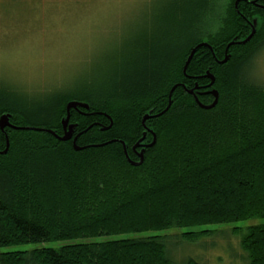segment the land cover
Segmentation results:
<instances>
[{"label": "trees", "instance_id": "trees-1", "mask_svg": "<svg viewBox=\"0 0 264 264\" xmlns=\"http://www.w3.org/2000/svg\"><path fill=\"white\" fill-rule=\"evenodd\" d=\"M214 10L213 0H176L163 36L91 86L35 100L0 85V116L42 130L7 135L0 248L61 243L0 254V264H171L173 240L163 233L206 226H230L243 263L264 264V223L235 226L264 221V88L248 72L264 48V0H226ZM201 43L209 48L197 49L183 74ZM206 72L218 94L211 109L195 102H213ZM176 85L168 110L142 124L166 109ZM70 102L88 110H70L72 137L61 142L46 131L63 136ZM121 143L132 163L144 149L140 165ZM204 232L215 233H181L175 246ZM117 236L125 238L106 240Z\"/></svg>", "mask_w": 264, "mask_h": 264}, {"label": "rangeland", "instance_id": "rangeland-1", "mask_svg": "<svg viewBox=\"0 0 264 264\" xmlns=\"http://www.w3.org/2000/svg\"><path fill=\"white\" fill-rule=\"evenodd\" d=\"M175 1L0 0V85L36 100L100 82L144 42L163 36L161 31L170 25L166 15ZM225 1L213 0L214 11L220 13ZM249 68L250 79L264 88V48ZM263 223L255 220L235 226ZM229 227L163 233L173 240L168 260L171 264H244L239 240ZM203 231L215 233L204 232L193 242L180 240L175 246L176 235ZM60 245H20L0 248V254Z\"/></svg>", "mask_w": 264, "mask_h": 264}, {"label": "water", "instance_id": "water-1", "mask_svg": "<svg viewBox=\"0 0 264 264\" xmlns=\"http://www.w3.org/2000/svg\"><path fill=\"white\" fill-rule=\"evenodd\" d=\"M236 3H238V2H236ZM236 3H235V6H236ZM253 35H254V29L252 28L251 34H250V35H249L244 41H242V42H237V44H238V45H245V44H246V43L252 38ZM233 44H235V43H230V44L226 47V49H225V57H224V59H223L221 62H219V64H225V63L227 62V60H228L227 50H228L229 46H232ZM200 47H208V48H209V46H208L207 44H205V43H201V44L197 45L195 48H193V49L191 50L189 56L187 57V60H186L185 64H184V67H183V74H185L186 69H187V66H188L189 62L191 61L192 56L195 54V52L197 51V49H199ZM204 79L209 80V84L206 86V88L210 89V88L212 87L213 83H214V77H213L209 72H206V74L204 75ZM176 87H178V85L173 86V87L171 88L170 92H169V95H168V105H167L166 109H165L163 112H161L160 114H157V115H153V116H151V115H146V116H144L143 119H142V124H144V122H145L146 120H148L149 118L159 117L160 115L164 114V113L168 110V108H169L170 105H171V95H172L173 91L176 89ZM188 93H189V94H192V91H188ZM207 93L213 97V102H212L210 105H208V106H203V105H201V104L196 100V98L194 97V98H195V102H196L197 105H198L200 108H202V109H211V108H213V107L215 106V104L217 103V99H218V94H217V92H216L215 90H209ZM80 108H81V109L88 110V106H86V105H84V104L76 103V102H70V103H68V104L66 105V118L62 121V126H63V131H64V134H63L62 137H58V136H56L54 133H52V132H50V131H46V132L49 133V134H51L53 137L57 138V140H59V141H61V142H64V141H68V140H70L71 137H72V131H73L74 126L68 124V121H69V112H70V110H78V109H80ZM9 118H10L9 115H2V116L0 117V129H1V130H2L3 128H5V127H8V128H10V129H13V130L42 131V130H40V129L38 130V129H34V128H16V127L12 126V125L9 123ZM75 142H76V137L72 140V145H73L74 150H75V151H79V150H81V148L76 147ZM153 144H154V139H153V142H152L150 145H148L147 147H151ZM121 145H122V147H123L125 157H126V159L128 160L127 153H126V149H125V145H124L123 143H121ZM138 147H139V144H136V145L133 147V150H135V149L138 148ZM7 149H8V140H7V138H6V142H5V150L2 152V154H5L6 151H7ZM143 150H144V149H142L141 152L138 153V155H137L138 158H139V161H138V162L132 163V162H130V161L128 160L129 163H130L131 165H133V166H138V165L141 164L142 159H143Z\"/></svg>", "mask_w": 264, "mask_h": 264}, {"label": "flooded vegetation", "instance_id": "flooded-vegetation-1", "mask_svg": "<svg viewBox=\"0 0 264 264\" xmlns=\"http://www.w3.org/2000/svg\"><path fill=\"white\" fill-rule=\"evenodd\" d=\"M209 90H211V89H208V88H205V90H203V91H205L206 93L209 91ZM1 117V116H0ZM10 123V122H9ZM11 124V123H10ZM12 125V124H11ZM12 126H14V125H12ZM14 127H16V126H14ZM13 129H10V128H8V127H5V128H3L2 130L0 129V134L3 136V138H4V148H3V150H0V155H5L6 153H7V151H8V149H7V151H6V153L5 154H2V152L5 150V142H6V138H7V135H9V132L10 131H12ZM7 140H8V138H7ZM8 147H9V142H8Z\"/></svg>", "mask_w": 264, "mask_h": 264}, {"label": "bare ground", "instance_id": "bare-ground-1", "mask_svg": "<svg viewBox=\"0 0 264 264\" xmlns=\"http://www.w3.org/2000/svg\"><path fill=\"white\" fill-rule=\"evenodd\" d=\"M219 62H221V61H219ZM219 62H218V64H219ZM124 144V143H123ZM135 152V151H134Z\"/></svg>", "mask_w": 264, "mask_h": 264}]
</instances>
